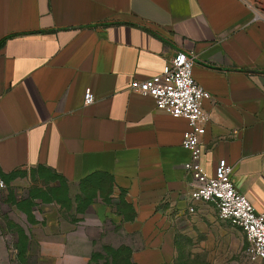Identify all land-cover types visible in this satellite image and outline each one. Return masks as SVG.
Here are the masks:
<instances>
[{"label": "crops", "instance_id": "0c3cea01", "mask_svg": "<svg viewBox=\"0 0 264 264\" xmlns=\"http://www.w3.org/2000/svg\"><path fill=\"white\" fill-rule=\"evenodd\" d=\"M181 49L212 95L203 164L227 158L264 212V0H0V264H89L111 229L136 264L190 246L229 261L237 226L190 195L187 118L130 88ZM36 168L71 187L70 205L27 204L17 190Z\"/></svg>", "mask_w": 264, "mask_h": 264}, {"label": "built area", "instance_id": "2783aa9c", "mask_svg": "<svg viewBox=\"0 0 264 264\" xmlns=\"http://www.w3.org/2000/svg\"><path fill=\"white\" fill-rule=\"evenodd\" d=\"M193 65V52L177 50L166 61L161 74L133 79L130 88L152 96L157 108L187 118L189 128L184 132L182 144L190 154L184 168L194 179L191 198L214 203L222 219L243 230L247 239L246 258L249 263L256 264L264 260V212L257 210L248 196L237 189L232 180L234 167L227 158H219L212 173L203 164L202 135L209 118L203 102L212 95L194 78ZM95 99L91 90L85 92V104ZM7 186L0 173V203Z\"/></svg>", "mask_w": 264, "mask_h": 264}, {"label": "rangeland", "instance_id": "374dc122", "mask_svg": "<svg viewBox=\"0 0 264 264\" xmlns=\"http://www.w3.org/2000/svg\"><path fill=\"white\" fill-rule=\"evenodd\" d=\"M255 1V0H253ZM257 5V4H256ZM26 184L18 188L17 192L22 196H28L27 204L30 206L43 205L45 202H61L70 205L68 198L69 187L55 173L48 169L36 168L27 171ZM78 205H85V197L82 193ZM236 241L225 243L226 254H231L229 261H218L209 256L202 247H180L176 264H243L247 246L245 235L237 226ZM108 237L98 241L95 253L89 264H136L131 260V252L128 246L117 244L124 241L120 232L116 229L108 231ZM15 264V263H14Z\"/></svg>", "mask_w": 264, "mask_h": 264}, {"label": "trees", "instance_id": "16d2710c", "mask_svg": "<svg viewBox=\"0 0 264 264\" xmlns=\"http://www.w3.org/2000/svg\"><path fill=\"white\" fill-rule=\"evenodd\" d=\"M131 252V251H130Z\"/></svg>", "mask_w": 264, "mask_h": 264}]
</instances>
